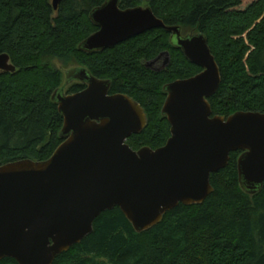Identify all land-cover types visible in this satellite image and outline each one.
<instances>
[{"label":"trees","instance_id":"trees-1","mask_svg":"<svg viewBox=\"0 0 264 264\" xmlns=\"http://www.w3.org/2000/svg\"><path fill=\"white\" fill-rule=\"evenodd\" d=\"M106 0H0V54L14 72H0V166L30 159L45 161L63 139V117L52 94L63 86L54 60L76 62L99 79L110 94H125L146 116L143 130L127 144L133 150L163 146L170 125L161 113L164 86L192 77L201 68L172 44L171 33L154 28L111 48L85 51L80 44L97 31L89 14ZM119 8L150 7L181 34L203 33L221 81L208 99L212 115L237 111L264 113V0H119ZM161 53L168 64L147 63ZM84 83L69 84L74 94ZM240 151L210 175L213 191L200 204H179L152 228L136 232L113 207L99 214L92 231L52 264H264V182L254 194L241 187ZM0 264H18L3 258Z\"/></svg>","mask_w":264,"mask_h":264},{"label":"water","instance_id":"water-1","mask_svg":"<svg viewBox=\"0 0 264 264\" xmlns=\"http://www.w3.org/2000/svg\"><path fill=\"white\" fill-rule=\"evenodd\" d=\"M59 1L52 0L55 9ZM118 3L106 0L90 12L98 29L80 49L104 50L163 28L201 71L164 86L161 113L170 125L166 143L133 150L127 140L145 127L143 108L125 94H110V80L83 67L70 70L52 94L63 117L61 144L45 161L24 159L0 166V260L52 264L92 231L99 214L116 206L136 232L146 231L179 204L202 203L213 191L210 175L227 165L231 152L240 151V187L248 194L262 188L264 113L212 115L208 99L221 76L206 36L182 35L180 27L166 26L149 6L120 9ZM163 55L167 53L147 67L154 69ZM168 62L167 56L161 68ZM1 71H15L6 53L0 54ZM73 80L85 88L65 94L64 87Z\"/></svg>","mask_w":264,"mask_h":264},{"label":"rangeland","instance_id":"rangeland-1","mask_svg":"<svg viewBox=\"0 0 264 264\" xmlns=\"http://www.w3.org/2000/svg\"><path fill=\"white\" fill-rule=\"evenodd\" d=\"M165 59H166V57H165V56H162V57L160 58V60H159L156 64H154L153 66H154V67L162 66V64L165 62ZM53 64L55 65V67H56L57 69H59V70L61 71V75H62V83H63V85H64L65 80H66V78H67V74H68V72H69L70 70H72L73 68H77V67H78L77 64H76V62L73 61V60H70L68 63H65V62H62V61H59V60H54V61H53ZM74 82H76V81L73 80V81H71L70 83H68V84L64 87L63 92L65 91L66 87H67L69 84H72V83H74Z\"/></svg>","mask_w":264,"mask_h":264},{"label":"flooded vegetation","instance_id":"flooded-vegetation-1","mask_svg":"<svg viewBox=\"0 0 264 264\" xmlns=\"http://www.w3.org/2000/svg\"><path fill=\"white\" fill-rule=\"evenodd\" d=\"M159 60H160V59H159ZM159 60H158V61H159ZM158 61H156L154 64H156ZM154 64H153V65H154ZM153 65H152V66H153ZM153 68H155V69H160L161 66H158V67H154V66H153Z\"/></svg>","mask_w":264,"mask_h":264}]
</instances>
